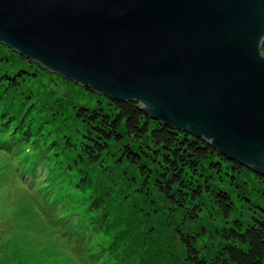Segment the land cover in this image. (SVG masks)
Segmentation results:
<instances>
[{
	"label": "water",
	"instance_id": "1",
	"mask_svg": "<svg viewBox=\"0 0 264 264\" xmlns=\"http://www.w3.org/2000/svg\"><path fill=\"white\" fill-rule=\"evenodd\" d=\"M264 0H0V41L264 177Z\"/></svg>",
	"mask_w": 264,
	"mask_h": 264
},
{
	"label": "rangeland",
	"instance_id": "2",
	"mask_svg": "<svg viewBox=\"0 0 264 264\" xmlns=\"http://www.w3.org/2000/svg\"><path fill=\"white\" fill-rule=\"evenodd\" d=\"M21 57L24 56L0 41V80L8 75L16 84L10 87L7 80L0 81V111H7V116L12 118L9 127L21 125L12 134L0 138V218L3 220L0 243L12 231L34 243L52 238L40 226L31 209L33 199H36L34 208L39 206L49 212L53 226L65 223L69 232L78 231L76 226L68 223L71 216V221L77 223L79 219V224L92 220L90 215L96 220L101 213L105 214L97 234L91 239L86 237V244L82 245L81 256L87 264H188L179 239L180 232L193 239L203 253L213 254L217 250V232L223 227L234 226V220H239L243 229L259 220L264 221V177H257L250 169L243 167L234 171L229 163L216 156L205 159L199 168V176L186 175L189 187L201 186L205 192L193 202L194 205L187 199L182 207H172L152 183L145 185L139 169L125 163L119 167L115 163L121 147L115 143L109 144L102 164L88 165L90 179L93 178L91 180L107 193L101 201V209L95 213L84 210L80 202H85L88 188L75 190L67 185L70 174L63 175V171H58L60 164L52 167L48 155L59 152L57 157L61 164L71 163L65 157L76 156L80 151L81 133L86 132L75 117V110L79 106L105 109L108 99ZM20 75L25 76L20 79ZM6 119V115L0 118L3 132H6ZM28 127L30 134H27ZM126 142L124 139L123 143ZM130 143L133 148L140 144ZM49 144L50 149H46ZM147 163L153 172V165ZM215 164L220 165L219 169ZM31 166L39 167L40 182L34 188L36 198L18 180ZM220 190L227 192L234 202L227 220L217 210L214 200V194ZM141 191H145L146 196ZM68 207L76 209L63 218L60 213ZM193 207H201L194 220L190 218ZM51 231L58 238L57 247L83 264L80 256L71 253L74 250L72 238L58 237L56 232L64 235L60 226ZM37 247L31 245V248ZM96 252L102 256L94 262L90 257ZM39 257L37 254L7 257L0 248V264H28ZM55 264H61V261Z\"/></svg>",
	"mask_w": 264,
	"mask_h": 264
},
{
	"label": "trees",
	"instance_id": "3",
	"mask_svg": "<svg viewBox=\"0 0 264 264\" xmlns=\"http://www.w3.org/2000/svg\"><path fill=\"white\" fill-rule=\"evenodd\" d=\"M261 51L264 55V39ZM21 59L25 60L24 57H21ZM27 60L36 64V67L42 68L40 64L30 59L25 61ZM24 76L20 75V79ZM4 77L0 80L1 82H4L5 79L10 87L16 85L12 81V76L7 75V78ZM85 89L91 91L89 88L85 87ZM103 97L108 99V108L96 107L90 109L79 106L74 112L75 117L84 125L86 132L81 133L83 137L79 141L80 151L76 153V156L70 159L65 157L71 163L61 164L57 157L60 154L59 152L54 153V151V154L48 155L52 167L60 164L61 168L58 171H63V175L70 174L71 179L67 181V185L73 186L75 190L88 188L85 202H80V205L84 206L86 211L95 213L98 209H101V201L104 200L107 193V190L101 189L95 181H92L93 178L90 179L88 165L100 164V162L102 164V158L108 151L110 143L121 145L119 148L120 156L115 163L119 167L125 163L139 169L140 176L144 177L145 185L148 186L149 183H152L172 207H182L187 199L193 204L205 192V188H201V186L198 188L189 187L186 179L187 173L199 176L198 171L203 160L216 156L221 161L229 163L234 171H240L244 167L235 161L227 160L202 138L151 119L136 101H120L106 96ZM6 112L5 110L0 111V118H4V115L7 117L6 132L0 130V138L12 134L21 126L17 124L12 128L9 127L12 118L7 116ZM27 134H30V127H28ZM124 139L128 143H123ZM130 141L139 142L140 144L137 148H133ZM47 146L46 149H50L51 144ZM147 162L153 165V172L146 166ZM219 166V164H215L218 169ZM260 177L263 178V176ZM141 193L146 196L145 191H141ZM214 195L217 210L227 220L234 206L232 198L222 190ZM75 209V207H68L64 213H73ZM193 209L194 212L190 215L192 220L201 211V207H193ZM93 216L90 215L92 220L87 222L82 221L78 224L80 221L78 219L77 223L75 221L69 223L76 226L78 230L77 232L70 231V234L73 233L71 235L76 243L75 249L79 248L81 258H83L81 256L82 245L86 244L85 238L89 236L88 238L91 239L94 234H97L105 218L104 213H101L98 216L100 218L96 220L93 219ZM217 233V250L213 254L211 252L203 253L195 245L193 239H190L187 235H182L181 232L179 233V239L188 264H263L264 221L259 220L257 223L243 229L241 222L234 220V226H225ZM54 244L50 241L40 243L35 249L27 243L11 239L4 242L0 248L6 253L7 257L24 254L26 256L35 254L40 256L28 264H55L58 261H61V264H65L67 261L76 264V261L70 255L55 251ZM101 256L96 252L95 255L90 257V260L92 258V261H98Z\"/></svg>",
	"mask_w": 264,
	"mask_h": 264
}]
</instances>
